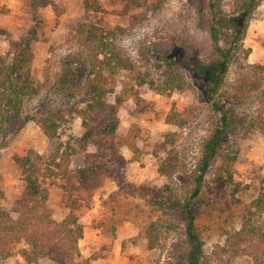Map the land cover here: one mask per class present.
Here are the masks:
<instances>
[{
  "label": "trees",
  "instance_id": "1",
  "mask_svg": "<svg viewBox=\"0 0 264 264\" xmlns=\"http://www.w3.org/2000/svg\"><path fill=\"white\" fill-rule=\"evenodd\" d=\"M164 1L156 0V6L159 8ZM223 1L192 0L196 27L208 33L213 51L205 56L193 44L182 41L177 45V57L166 60L159 71L163 75L160 84H154L149 73L143 72L119 50L115 40L123 32L120 27L104 30L80 25L72 29L67 38L77 41L88 52L64 56L61 72L54 81L50 75L41 83L33 79L30 44L42 37L35 29L11 43L6 55L0 50V149L11 143L13 124L20 129L32 122L47 139L60 140L64 125L77 116L84 130L78 149L68 142H60L48 160L26 145H20L13 153L12 159L20 168L24 187L16 201V218L0 207V262L9 260L13 249L24 244L27 248H21L20 253L28 264L41 259L51 264H93L98 256L85 258L79 249L84 229L81 219L92 209L93 193L100 186L109 181L117 185L123 183V170L128 164L123 149L129 152L133 162L141 163L152 156L158 164V175L172 177L178 161L172 160L170 154L161 158L162 151L176 142V134L151 137L136 120L127 128L120 126L119 116L124 104L128 100L138 102L139 88L149 85L169 108L162 121L183 127L189 109L187 104L173 100L172 94L177 93L186 101L192 99L186 79L190 75L194 87L201 90L204 87L205 102L213 120L212 130L202 142L201 156L191 175L194 187L187 195L179 196L168 185L162 189L152 188L146 178L140 185H121L122 195L144 200L178 221L183 219L187 249L181 257L182 264H213L214 257L218 264H233L235 258L244 255L250 257L251 264H264V191L243 207L239 228H219L222 244L214 246L209 259L203 257V243L191 208L209 170L215 172L217 187L225 183L226 175L230 177V168L240 151L232 147L237 141L231 144L224 137L229 127L234 128L236 136L244 137L243 140L254 137L258 131L264 132V116L247 119L238 114L244 84L239 82L234 91L224 89L236 55L246 58L249 50H243L229 31L219 28L216 13L221 10ZM233 1L235 12L250 15L260 0ZM28 2L33 19L39 9L50 7L57 16L63 10L59 0ZM83 5L86 9L100 10L86 0ZM5 36L6 32L0 28V40ZM244 69L247 77L260 73L264 78V66L248 64ZM197 75L203 77V84L197 81ZM73 99L76 100L73 102ZM78 152L84 157L81 166L71 160ZM68 170L78 177L79 183L61 200L67 213L61 221H56L48 200L52 193L62 190L56 180H61ZM155 226L149 224L146 228L151 248Z\"/></svg>",
  "mask_w": 264,
  "mask_h": 264
},
{
  "label": "rangeland",
  "instance_id": "2",
  "mask_svg": "<svg viewBox=\"0 0 264 264\" xmlns=\"http://www.w3.org/2000/svg\"><path fill=\"white\" fill-rule=\"evenodd\" d=\"M83 1L59 0L63 8L59 16L46 7L43 8L45 10L39 9L33 19L28 0H0V28L6 32L0 40L1 54L6 55L11 43L35 29L42 37L30 44L33 79L41 83L46 75H50L54 81L61 72L64 56L88 52L77 41L67 38L72 29L80 25H93L104 30L120 27L123 32L115 40L119 50L143 72L149 73L154 84H160L163 75L159 71H162L166 60L177 57V45L182 41L193 44L205 56L213 51L208 33L196 27V10L192 0H166L159 8L156 0H86L99 7V11L86 9ZM234 10L233 0L223 1L221 10L216 13L219 28L229 31L243 50H249V54L246 58L236 55L224 89L234 91L239 82L244 84L243 103L238 114L240 118H256L264 116V78L260 73L248 74L247 77L244 68L248 64L264 66V0L259 1L250 15ZM189 78L190 75L186 76L191 100L186 101L179 94H172L173 100L187 104L189 109L183 127L167 125L162 121L169 108L162 96L149 85L139 88L138 102L128 100L124 104L119 116L120 126L127 128L136 120L151 137L176 134V142L162 151L161 158L170 154L172 160L178 161L172 177L156 173L158 164L152 156H147L142 163L131 162L123 170V183H115V191L98 194L96 190L93 193L92 209L81 219L84 229L79 241V249L85 258L98 256L93 264H182L181 257L187 249L183 219L178 221L167 216L144 200L124 197L120 186L126 183L140 185L148 178L152 188L162 189L168 185L179 196L187 195L194 187L191 175L201 156L202 142L212 130L213 120L205 102L204 87L203 90L194 87ZM195 78L200 84L204 83L203 77L197 75ZM233 129L229 127L224 136L231 144L237 141L232 147L240 151L230 168V177L226 175L225 183L217 187L215 172L209 170L200 194L191 206L203 243V257L208 259L214 246L222 244L219 228H239L243 207L264 191V132L258 131L254 137L243 140L244 137L236 136ZM11 132V143L0 149V207L16 218V201L24 184L20 168L12 159L15 150L20 145H26L48 160L55 154L60 142H68L69 146L78 149L84 130L80 118L74 116L62 128L60 140L47 139L32 122H27L20 129L13 124ZM123 154L130 159L127 150H123ZM71 160L81 166L83 154L75 153ZM56 183L62 190L50 195L48 205L53 210V218L61 221L67 213L61 200L74 190L79 179L66 172ZM149 224H156L152 248L146 238ZM21 248L27 247L24 244L16 246L12 257L0 264H28L20 253ZM34 264L51 262L41 259ZM213 264H218L215 257ZM233 264H251V259L244 255L235 258Z\"/></svg>",
  "mask_w": 264,
  "mask_h": 264
},
{
  "label": "crops",
  "instance_id": "3",
  "mask_svg": "<svg viewBox=\"0 0 264 264\" xmlns=\"http://www.w3.org/2000/svg\"><path fill=\"white\" fill-rule=\"evenodd\" d=\"M42 10H45V9H42ZM41 10V11H42ZM123 150H126V149H123ZM124 155V154H123ZM130 155V154H129ZM127 159V158H126ZM127 161H128V164L129 163H131V162H133V161H131L130 159H127ZM144 161V160H143ZM142 161V162H143ZM141 162V163H142ZM136 163H138V162H136ZM67 173L68 174H71V175H74V174H72L69 170L67 171ZM113 185V186H110V185ZM115 189H116V185H115V182H113V181H109V182H107V183H104L102 186H100L98 189H97V193L98 194H101V193H104V192H102V191H108V193H110V192H113V191H115ZM117 239V238H116Z\"/></svg>",
  "mask_w": 264,
  "mask_h": 264
}]
</instances>
